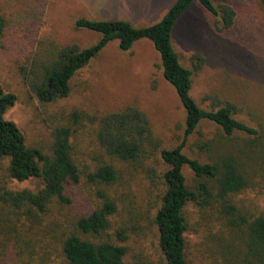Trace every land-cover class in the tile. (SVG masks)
<instances>
[{"label": "rangeland", "instance_id": "rangeland-1", "mask_svg": "<svg viewBox=\"0 0 264 264\" xmlns=\"http://www.w3.org/2000/svg\"><path fill=\"white\" fill-rule=\"evenodd\" d=\"M213 1L230 5L236 11L234 26L224 30L218 19L196 3L174 30V48L181 64L189 70H195L194 56L199 55L204 61L193 77L195 101L208 110L212 109L213 98L223 105H234L236 119L258 130L261 136L256 143L247 134L229 140L223 138L217 125L203 122L189 138L185 154L203 164L225 156L235 157L248 187L229 200L238 215L252 221L264 214V8L259 0ZM176 2L0 0V16L6 21L4 36L0 37V86L17 98L5 119L22 131L29 148L47 155L52 154L55 129H73V157L82 174L81 184L75 195L76 207L56 216L67 223L78 211L100 208L104 200L98 193L105 192L117 207L109 234L128 230V240L117 244L128 248L126 261L130 264H166L154 220L162 205V174L167 168L160 154L136 164L111 158L97 141L98 122L90 118L100 119L134 107L148 117L161 150L178 147L184 139L186 111L175 88L164 78L159 53L147 40L137 42L130 52L121 51L118 40L112 41L75 76L71 95L50 104L34 97L30 82L42 75L44 67L63 48L78 45L87 49L102 40L98 33L76 29L78 20L153 26L163 20ZM75 113L81 116L76 125ZM198 144L206 148L200 150ZM9 163L8 159L0 163V189L37 192L43 187L38 179L23 183L8 179ZM104 164L119 170L118 182L112 186L90 183L87 175ZM184 174L188 186L195 188L192 171L186 167ZM185 215L189 264H243L248 226H232L217 202L206 207L191 203ZM12 220L16 223V218ZM21 224H17L16 234L0 231V264H68L60 245L54 242L33 247L29 237L38 231L26 233ZM17 235H22L26 243H15Z\"/></svg>", "mask_w": 264, "mask_h": 264}, {"label": "trees", "instance_id": "trees-1", "mask_svg": "<svg viewBox=\"0 0 264 264\" xmlns=\"http://www.w3.org/2000/svg\"><path fill=\"white\" fill-rule=\"evenodd\" d=\"M259 1L264 8V0ZM196 3L218 19L224 30L234 26L236 11L230 5H217L213 0H177L163 20L153 26L138 27L126 21L80 19L76 22V29L98 33L102 35V40L87 49L72 45L60 50L51 64L44 67L42 75L30 82L31 92L44 104L66 99L71 95V82L75 76L112 41L118 40L123 52H130L137 42L150 41L161 57L164 78L175 88L186 111L183 142L172 150H161L148 117L142 111L128 107L100 119L90 118L98 122L96 136L100 147L111 158L132 164L160 154L167 168L162 174L165 193L154 223L166 264H189L186 257V208L191 203L206 207L213 202L220 204L221 212L230 219L232 226H248L247 254L243 264H264V214L249 221L238 215L236 206L229 200L232 195L248 187L236 158L225 156L217 162L203 164L185 154L189 138L203 122L217 125L223 138L229 140H237L238 134H247L254 137L251 141L256 143L261 136L258 130L236 119L237 109L234 105H223L213 98L212 109L208 110L192 97L193 77L204 61L196 55L192 59L195 70L185 68L174 48L173 34L181 18ZM5 29L6 21L0 16V37L4 36ZM16 101L14 94L0 86V163L5 159L10 160L8 179L20 183L38 179L43 182V187L37 192H14L6 187L0 189V231L16 234L17 224L21 222L26 233L38 231V236L34 234L29 237L33 247L37 249L41 243L54 242L60 245L68 264H130L126 261L128 248L117 244L128 240V230L119 229L114 236L109 234L111 217L117 207L105 192L98 193L104 200L100 208L78 211L76 217L67 223L56 216V213L76 207L75 195L81 184L82 174L73 157V129H55L51 155L29 148L22 131L15 123L5 119ZM73 117L76 125L81 116L75 113ZM197 146L200 150L206 148L204 144ZM186 167L195 176V188L187 184L184 174ZM120 177L119 170L111 164H104L87 175L90 183L101 186H112ZM15 243L26 241L21 235L16 237Z\"/></svg>", "mask_w": 264, "mask_h": 264}]
</instances>
